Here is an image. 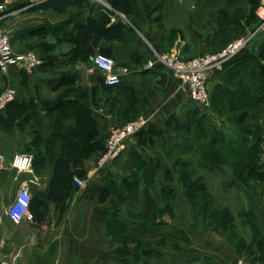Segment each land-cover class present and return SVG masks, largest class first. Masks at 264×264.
Segmentation results:
<instances>
[{
  "label": "crops",
  "instance_id": "0c3cea01",
  "mask_svg": "<svg viewBox=\"0 0 264 264\" xmlns=\"http://www.w3.org/2000/svg\"><path fill=\"white\" fill-rule=\"evenodd\" d=\"M5 1L9 10L16 11L2 20L10 32L14 51L33 50L42 59L36 74L31 75L30 85L36 89L39 82L48 85L51 91L64 90L60 98L73 100L80 117L92 118L96 127L80 128L89 132L97 148L83 160L85 182L79 185L75 177H79L80 167L74 164L78 153L74 156L68 150L58 151L61 160L56 167L53 157H48L49 135L53 131L41 127L44 139L39 146L40 155H36V145L28 144L29 149H35L28 151L33 153L35 162L30 170L19 171L12 166L13 157L25 151L24 140L36 142L39 129L30 127L28 122L26 127H1L4 117L0 116V260L15 258L17 264H59L58 252L63 251L69 264H122L123 260L141 264L144 252L153 249L163 255L167 264H235L240 254L229 244L228 226L192 224L187 192L178 172H175L176 189L169 198L162 186L164 168L149 170L142 163L144 159L158 163L157 154L168 163L174 158L191 156L181 150L174 152L175 145L182 141L179 135L182 129L168 126L171 116L185 113L191 99L188 87L165 67L146 69L145 62L154 49L208 53L212 47L207 39L198 42L182 37L180 27L172 25L170 16L166 17L168 0H90L92 9L69 6L64 10L38 8L46 0H0V3ZM124 6L131 12H122ZM100 51L130 68L124 78L127 90L122 86L108 87L100 78L102 73L94 68L92 60ZM19 71L11 70L9 82L0 73V91L8 84H19ZM152 73H157L154 75L157 77L147 86L143 76ZM222 82L224 74L213 73L209 81L211 93ZM112 90H116L114 95ZM129 94L137 97V105L128 114ZM36 95L35 91L33 97ZM42 109V113L49 110ZM139 115L145 116L149 125L159 126L163 137L154 140L157 143L166 140L167 146L153 149L152 144L147 146L135 135L124 154L99 167L98 158L112 129ZM70 128L66 136L74 142L79 138L72 132L74 127ZM59 136L55 138L57 147ZM147 136L150 137L148 133ZM108 175L118 179V192L103 197L98 191L92 193V187ZM128 177L136 179L135 189H125L122 179ZM25 182L33 195L31 209L35 218L16 224L7 209ZM258 218L264 235L263 214Z\"/></svg>",
  "mask_w": 264,
  "mask_h": 264
},
{
  "label": "rangeland",
  "instance_id": "374dc122",
  "mask_svg": "<svg viewBox=\"0 0 264 264\" xmlns=\"http://www.w3.org/2000/svg\"><path fill=\"white\" fill-rule=\"evenodd\" d=\"M171 1L168 0L166 4V17L170 16V21L173 20L172 25L180 27L182 37L184 36L186 39H196L198 42L207 39L212 47L210 52H216L224 48L236 37L247 34L255 27L257 23V8L263 0H191V3H188V0H183L182 2L170 3ZM262 45H264V32L250 41L242 53L244 55L239 59L250 54L259 55L258 49ZM147 46L149 49V45ZM195 48H198V45H195ZM150 52L152 53V51ZM98 53L105 52L100 51ZM180 54L183 57L202 55L196 53V51L193 53L181 51ZM161 70H159L160 73ZM155 74L157 73H152L150 76H143L146 77L145 85L148 86L152 84V80L157 77L154 76ZM19 76L20 82L18 85L15 84L18 94L14 100V104L2 111L0 116L2 118L4 117V124H2L3 126L1 127H26L25 125L28 122L30 127L39 129L36 142L30 143L28 140H24L22 144L26 145L28 148L26 147L25 149V147L22 146L25 151L21 152L35 150L29 149L28 144L32 146L36 145V155L39 157V146L42 145V140L44 139V133L41 127H50V130L53 131V133L49 135L48 143L52 151H55V149L56 151L58 150V142L55 139L57 137L54 135H61L62 133L66 136L68 135L67 132L69 133L71 130L70 127H78V125L81 127H96L92 118L89 116H81L79 119L72 118L69 120H63L58 117V110L68 112L73 106L77 107L73 100L70 101L60 98L64 90L60 91L56 89V91H51L48 85L40 84L39 82H37L35 85L36 89H34L33 86L30 85L32 81L31 75L24 73V71H19ZM8 77L9 75H5L7 82H9ZM100 78H103V75H101ZM222 83L224 84V82ZM9 85L12 84L6 85L5 88ZM246 89L255 90L253 93L254 99L245 105L242 104V106L239 107L225 109L223 112L214 109L212 104L210 108L205 109L189 99L190 103L187 104L186 109H190L195 113L193 117H190L192 118L191 127H218V129L225 132L228 139L235 138L237 135L242 134L248 136L247 138L251 141L260 140L258 146L259 150L254 152V155L248 151L247 155L244 156L245 160L241 159L240 164L225 165V171L221 172L211 171L206 168H198L193 178H204L208 185L209 198H214L215 204L221 208V210L223 208H228L234 216L235 221L232 226L228 227L229 244L234 247L240 255L245 256L254 264H264V235L260 229V220L258 218L260 215L262 216V214L264 216V101L255 100L256 96L264 94V87L253 85L252 88H250L249 85H246ZM2 91H0V93ZM35 91L37 92V98L36 96L33 97ZM110 92L114 95L116 90ZM214 92L215 90L212 91V94ZM137 95L139 96L140 94L136 91V96ZM136 105L137 102H133L132 107L128 108L126 112L128 114L134 112L133 107L135 108ZM220 106L221 105H216L217 109H219ZM254 106H260L262 109L256 116L243 118L240 115L241 112H249L254 109ZM42 108L49 110L47 113H42ZM126 112L125 114H127ZM137 117L138 116L131 119L129 118L127 121ZM178 117V119L172 120V124L169 127H179L180 123L188 118L185 117L184 113ZM239 118L242 119V121H238ZM198 123H201V126H198ZM210 123H213V125L211 126ZM180 133L182 134L183 131L181 130ZM180 140L183 141L186 139H183V136H181ZM251 160L257 163L261 175L257 177H250L247 175L246 178L241 179L242 177L240 174L243 169V163ZM251 171L250 169V172ZM79 177L84 179V176L81 174H79ZM190 209L192 224L197 226L202 222H209L212 226H217L215 222L206 220L203 216L198 215L195 210L193 211L191 205ZM248 211H252L253 213L245 216ZM245 221L248 222L249 225L244 227ZM58 253L60 257L59 264H69L65 258V252L62 251ZM153 262L167 264L164 257L159 258V261L153 260Z\"/></svg>",
  "mask_w": 264,
  "mask_h": 264
},
{
  "label": "trees",
  "instance_id": "16d2710c",
  "mask_svg": "<svg viewBox=\"0 0 264 264\" xmlns=\"http://www.w3.org/2000/svg\"><path fill=\"white\" fill-rule=\"evenodd\" d=\"M69 6H75L79 9L89 6L90 9L93 8L91 6L90 0H46L42 2L38 8L48 9L53 8L56 10H64ZM122 12L128 13L131 12V9L124 6L122 8ZM245 50V49H244ZM243 50V51H244ZM259 55H246L242 59H239L244 54L243 51L226 67V69L221 72L224 74V84L219 83L214 89L215 92L211 93L212 105L213 108L223 112L225 109L239 107L249 103L252 101L253 93L255 90L246 89V85L252 88L253 85L264 87V45L260 46L258 49ZM105 54V53H104ZM107 55V54H106ZM95 56V55H94ZM239 59V60H238ZM118 64V63H117ZM120 65V64H118ZM161 66V65H160ZM125 85V80H123L120 84L116 86H108V87H120L124 90L128 89V86ZM131 87L129 86V90ZM211 91V90H210ZM122 94L124 92L120 91ZM129 96V108L132 107L133 99L137 102V97L133 94ZM256 101H264V94L256 96ZM14 104V101L9 104L8 107H11ZM216 105H221L219 109H217ZM7 107V109H8ZM254 109L248 111L241 112L240 115L243 118L246 117H254L262 111L260 106H254ZM127 110V109H126ZM129 112V110H128ZM195 113L192 110H185V119L184 122H181L179 127L183 130V133L180 136H183V139L186 138L187 144H183L179 142V145H175L174 152L177 150L185 151L187 153H191L190 157L187 158H174L173 162H164L162 158L157 154L158 163H150L152 162L149 159L142 160L145 167L149 170L156 169L158 167H163L165 170V179L162 181V186L166 195L169 198L173 196V192L176 189L175 187V172H178L179 179L183 183V186L187 192L188 200L190 202L193 211L195 210L198 215L203 216L206 220L213 221L216 225H227L232 226L235 221L234 216L228 208H219L215 204L214 198H209L208 193V185L206 184L204 178L198 177L193 178L195 172H197L198 168H206L211 171H225L224 166L228 164H240L241 159L245 160V155H247L248 151L253 154L259 150L260 140L251 141L248 139L246 135H237L235 138L228 139L223 130L218 129V127H191L192 126V118ZM252 114V115H251ZM57 115L59 118L63 120L69 119H79L80 113L76 106L72 107V109L68 112L58 110ZM15 116V115H14ZM178 119V116H171L168 121V126L172 124V120ZM190 118V119H189ZM187 120V121H186ZM83 121V120H82ZM238 121H242L239 118ZM183 123V124H182ZM212 126L213 123H210ZM198 126H201V123H198ZM81 126L74 127L72 132L79 138L74 141L69 139L67 136H59V146L58 150L52 151L48 146V157H53V164L57 167L59 165V161L61 160L59 156L63 151L68 150L70 153L74 154V156L78 153L77 157H75L74 164L75 166L80 167L77 171L78 174L85 176V170L83 169V160L87 158L93 151L96 150L97 145L95 142L91 141L89 132L80 128ZM150 127L148 131H141L137 134V136L141 137V140L148 145L152 144L153 146L166 147L167 141H163L162 139L154 140V137H163V132L159 129L157 125H149ZM150 137H146V134ZM189 140V141H188ZM147 141H150L148 144ZM76 153V154H75ZM254 155V154H253ZM163 161V162H162ZM35 162V159H34ZM48 160L46 161L47 164ZM68 168H66L67 170ZM250 169L252 170L250 172ZM249 170V171H248ZM69 172V171H68ZM67 172V173H68ZM70 175V172H69ZM241 179L246 178L247 175L250 177H257L261 175V172L258 168L257 163L251 161H246L243 163V169L241 172ZM122 182L125 186V189H135L137 186V181L134 177L123 178ZM119 181L116 177L112 175H108L99 182L94 187H92L91 192H100L101 196H107L110 194H115L119 190ZM168 191V192H167ZM252 211H248L245 216L252 214ZM118 225V224H117ZM116 225V226H117ZM248 222L245 221L244 227L248 226ZM115 226V227H116ZM237 246V245H236ZM235 246V247H236ZM238 247V246H237ZM236 247V248H237ZM163 257L162 254L154 251L153 249H148L144 252V258L141 264H151L150 261H159V258ZM122 264H131L127 260H123Z\"/></svg>",
  "mask_w": 264,
  "mask_h": 264
},
{
  "label": "built area",
  "instance_id": "2783aa9c",
  "mask_svg": "<svg viewBox=\"0 0 264 264\" xmlns=\"http://www.w3.org/2000/svg\"><path fill=\"white\" fill-rule=\"evenodd\" d=\"M7 1L0 3V72L9 75L12 69L24 71L34 75L42 64V59L36 51L24 53L15 52L12 45L10 32L1 21L16 11L9 10ZM257 23L245 35L236 37L224 48L216 52L202 55L183 57L179 52L153 50L152 56L145 62L144 68L161 65L170 70L173 76L188 87L189 96L198 106L205 109L212 104L209 81L215 72H223L226 67L248 46L250 41L264 32V0L257 8ZM94 68L99 70L107 86H116L131 72L127 66L118 65L110 56L97 53L93 57ZM17 88L9 85L0 93V114L6 110L10 103L17 97ZM149 126V120L139 115L137 118L116 126L109 133L105 150L98 158V166L104 167L124 154L132 137ZM34 165V155L30 152H17L12 160V166L19 171L30 170ZM79 185L84 184V179L75 177ZM33 195L28 182L18 189L13 202L8 206L7 213L16 224L24 220H34L35 214L31 209ZM0 264H17L12 260L1 259ZM235 264H254L245 256L239 255Z\"/></svg>",
  "mask_w": 264,
  "mask_h": 264
}]
</instances>
